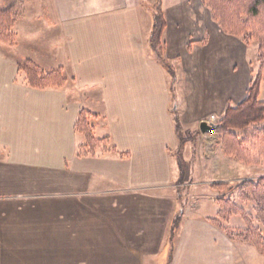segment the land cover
<instances>
[{"label":"crops","instance_id":"0c3cea01","mask_svg":"<svg viewBox=\"0 0 264 264\" xmlns=\"http://www.w3.org/2000/svg\"><path fill=\"white\" fill-rule=\"evenodd\" d=\"M158 1L167 49L177 35L202 44L192 7L220 29L201 0H47L45 23L0 47V264H264L210 221L216 196L204 208L199 189L177 185L167 74L143 9ZM27 59L61 68L65 85L28 87ZM81 109L98 115L94 137L109 138L91 155L78 154Z\"/></svg>","mask_w":264,"mask_h":264},{"label":"rangeland","instance_id":"374dc122","mask_svg":"<svg viewBox=\"0 0 264 264\" xmlns=\"http://www.w3.org/2000/svg\"><path fill=\"white\" fill-rule=\"evenodd\" d=\"M12 1L15 2L11 5ZM46 1L0 0V8H12L17 16L13 28L16 35L13 46L18 44V35L20 36L24 30L30 29L29 26L35 24L36 26L43 25L45 16L51 15L50 4ZM164 1L167 2L165 4L167 6L175 5L169 3L170 0ZM190 5L193 6V4ZM196 8L194 7V10ZM143 9L153 14L156 12L151 3L145 4ZM190 16L192 22H195L193 26H197L198 35H194V39L200 38L202 44H191V51H188L187 45L190 42L193 43L191 40L193 35H190L188 39L187 34H184V36H173L169 49L166 48V43L163 47V57L174 71V78L167 75L170 90V114L172 119L179 120L182 131L180 138H176L177 146L172 152L176 159L180 158L182 162L181 178L177 184L179 189L182 191L199 189L204 195V201L201 204L204 208H211L214 196L218 198L230 196L236 199L237 195L228 190L214 191L210 188V184L221 180L219 182H231L237 185L244 179L264 176V166H247L225 156L222 151L221 137L215 131L201 134L199 130L201 121L218 123L226 106H235L246 96L250 81L258 72L257 42L254 41L246 46L240 39L225 33L214 23L211 24L208 21L209 13L203 7L198 12H193L192 7ZM23 35L24 33L21 38ZM0 47H6V45L0 44ZM259 100L264 101V81L261 85ZM263 126L264 122L253 126L247 133ZM236 202L252 218L254 227L260 229L264 238V226L255 221L253 205L242 203L239 200ZM179 203L183 206L185 201L182 200ZM230 219V225H238L242 229L246 227L241 216H231ZM257 261L258 263L250 260L247 264H260V259Z\"/></svg>","mask_w":264,"mask_h":264},{"label":"trees","instance_id":"16d2710c","mask_svg":"<svg viewBox=\"0 0 264 264\" xmlns=\"http://www.w3.org/2000/svg\"><path fill=\"white\" fill-rule=\"evenodd\" d=\"M201 1L209 10L211 19L222 31L240 39L246 46L254 41L257 42L258 72L250 81L244 99L235 106H226L222 117L216 123L215 132L221 137L222 151L225 156L247 166H264V126L247 133L253 126L264 122V101L259 100L261 85L264 81V0ZM154 9L156 12L153 14V25L148 39L149 52L151 55L154 54V59L167 75L174 78L172 66L163 57V33L166 28L164 14L159 3L154 5ZM16 20L17 16L12 8H0V44L14 45L16 35L13 28ZM193 43L190 42L187 45L188 51H191ZM18 70L25 74L26 84L32 89H60L66 83L61 68L45 71L28 59L18 65ZM97 118L98 115L85 109H81L77 115L74 130L85 139L84 145L78 149L79 155H91L98 147L109 145L108 137L101 139L94 137V121ZM173 122L175 137L179 139L182 132L180 122L176 118H173ZM180 147L182 148L181 142ZM110 149L114 150V147ZM178 162L180 167L182 165L180 158ZM210 188L217 192L228 190L237 195L236 199L230 196L217 197L215 201L218 212L210 221L220 227L231 240L250 245L264 255V238L260 229L254 227L252 218L236 202L239 200L242 203H251L255 221L264 226V176L244 179L237 185L214 182L210 184ZM237 215L243 218L245 228L235 229L227 226L230 217ZM177 219H175L173 230L177 226Z\"/></svg>","mask_w":264,"mask_h":264},{"label":"water","instance_id":"95a60500","mask_svg":"<svg viewBox=\"0 0 264 264\" xmlns=\"http://www.w3.org/2000/svg\"><path fill=\"white\" fill-rule=\"evenodd\" d=\"M217 129L216 123H208L207 121H201L199 123V130L201 134L214 132Z\"/></svg>","mask_w":264,"mask_h":264}]
</instances>
